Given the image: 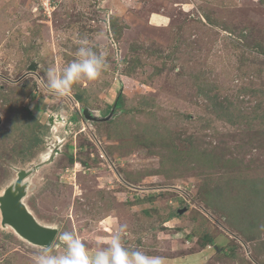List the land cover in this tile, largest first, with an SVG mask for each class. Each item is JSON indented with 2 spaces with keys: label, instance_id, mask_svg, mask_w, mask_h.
Wrapping results in <instances>:
<instances>
[{
  "label": "rangeland",
  "instance_id": "obj_1",
  "mask_svg": "<svg viewBox=\"0 0 264 264\" xmlns=\"http://www.w3.org/2000/svg\"><path fill=\"white\" fill-rule=\"evenodd\" d=\"M45 1L0 0V193L26 171L22 201L56 234L34 245L0 217V264L63 254V231L94 253L125 224L124 246L162 264H264V201L252 236L225 209L264 188V0ZM82 40L109 67L57 97L47 72ZM119 92L109 120L82 115L107 116Z\"/></svg>",
  "mask_w": 264,
  "mask_h": 264
},
{
  "label": "clouds",
  "instance_id": "obj_2",
  "mask_svg": "<svg viewBox=\"0 0 264 264\" xmlns=\"http://www.w3.org/2000/svg\"><path fill=\"white\" fill-rule=\"evenodd\" d=\"M80 44L77 59L64 68L62 73L51 69L47 72L46 88L57 97L69 96L73 85L79 81L97 80L109 67L103 53L94 51L86 40ZM126 229V224L119 226L107 247L99 248L94 253H90L74 233L63 231L59 235L63 254H56L52 248L45 247L35 257V264H162L160 257L126 248L122 241Z\"/></svg>",
  "mask_w": 264,
  "mask_h": 264
},
{
  "label": "water",
  "instance_id": "obj_3",
  "mask_svg": "<svg viewBox=\"0 0 264 264\" xmlns=\"http://www.w3.org/2000/svg\"><path fill=\"white\" fill-rule=\"evenodd\" d=\"M36 67V63L29 64L28 70L23 76L28 73H34ZM14 82H17V80ZM74 97L79 100L81 95L75 94ZM116 100L117 99H115L113 107L107 116L99 118L93 110L87 107L82 109V115L85 119L91 121H107L114 114ZM52 117L53 116L49 119L50 122L52 121ZM59 118L61 119V117ZM25 174L26 171H20L15 179L14 185L7 187L2 195H0L1 224H9L20 236L33 244L48 246L55 237L56 229L40 224L23 203L22 199L25 195V190L24 184L21 183V180L24 178ZM185 210L186 208L177 209V213H183ZM206 238L208 239V237ZM213 247L214 249H217L216 245Z\"/></svg>",
  "mask_w": 264,
  "mask_h": 264
},
{
  "label": "trees",
  "instance_id": "obj_4",
  "mask_svg": "<svg viewBox=\"0 0 264 264\" xmlns=\"http://www.w3.org/2000/svg\"><path fill=\"white\" fill-rule=\"evenodd\" d=\"M29 90H30L29 88L25 89L22 87H19V89H16L18 95H26L29 92ZM17 93H16V95H17ZM122 96H123L122 93L119 92L118 96L116 98L117 99L116 105L119 104V101L122 99ZM218 106L220 107L219 104H218ZM17 121H21V119H17ZM23 121L24 122L22 124H26V126H29L28 125L29 123L32 124L34 126V128H37L39 126L37 117L32 113L31 110H28L27 108H25V114H24ZM70 160H72V159H70ZM251 188L252 189L250 190V192L252 191L253 193H251V194L248 193L247 197H242L241 195L237 194V191H235L234 194L227 193V194H229L227 196L229 198L231 197L230 199H232V202L227 203V205H226L227 207L225 209H226V211L229 212V209L231 208L230 212L232 214H236L234 216L230 212L226 213L227 217H228L227 220L229 222V225H231L234 229H236V231L239 234H241L242 237H247L248 235L249 236L253 235L252 232H255L254 229L256 228V225H257L256 223H258L259 220L252 219L253 218L252 216H255V214H256V216L261 214L262 209H263V208L259 207L257 209L251 210V204L253 203L252 204V206H253L255 204V202H257V201L260 203H263V201H264V188L263 187L260 188L259 186H257L256 188H253V186H251ZM213 195H215V194H213ZM247 214H249V216L251 217V220L253 221V225L243 226V222H240V220L241 219L243 220L244 216H246ZM239 223H241V225H239ZM248 239L251 240L252 238H247L246 240H248ZM202 242L204 244L210 243V241L206 240V235L203 236ZM232 255H234V254H231V257H232Z\"/></svg>",
  "mask_w": 264,
  "mask_h": 264
},
{
  "label": "bare ground",
  "instance_id": "obj_5",
  "mask_svg": "<svg viewBox=\"0 0 264 264\" xmlns=\"http://www.w3.org/2000/svg\"><path fill=\"white\" fill-rule=\"evenodd\" d=\"M57 121V120H56ZM56 123V122H55ZM29 176V175H28ZM2 193H3V191H2ZM2 193H0V195H2ZM26 206V205H25ZM35 217V216H34ZM36 219V218H35ZM37 220V219H36ZM42 225H44V224H42ZM2 226H7V227H9V228H11L12 229V231L14 232V234L18 237V238H20V239H22V240H24V241H27L25 238H23L22 236H20L16 231H15V229L13 228V227H11L9 224H5V225H2ZM45 226H47V225H45ZM29 242V241H28ZM33 244V243H32ZM35 245V244H34ZM42 247V246H41Z\"/></svg>",
  "mask_w": 264,
  "mask_h": 264
},
{
  "label": "built area",
  "instance_id": "obj_6",
  "mask_svg": "<svg viewBox=\"0 0 264 264\" xmlns=\"http://www.w3.org/2000/svg\"><path fill=\"white\" fill-rule=\"evenodd\" d=\"M49 3H50V2H48V0H47V1L44 2V5L47 6V5H49Z\"/></svg>",
  "mask_w": 264,
  "mask_h": 264
},
{
  "label": "flooded vegetation",
  "instance_id": "obj_7",
  "mask_svg": "<svg viewBox=\"0 0 264 264\" xmlns=\"http://www.w3.org/2000/svg\"><path fill=\"white\" fill-rule=\"evenodd\" d=\"M115 106H117V105L115 104ZM112 107H113V105H112ZM112 107L109 108V111L111 110ZM114 110H115V109H114Z\"/></svg>",
  "mask_w": 264,
  "mask_h": 264
}]
</instances>
